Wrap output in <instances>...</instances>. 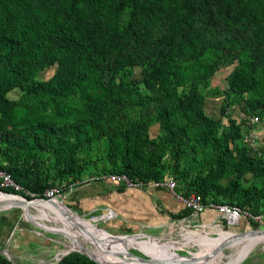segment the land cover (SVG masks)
Here are the masks:
<instances>
[{
  "label": "trees",
  "instance_id": "1",
  "mask_svg": "<svg viewBox=\"0 0 264 264\" xmlns=\"http://www.w3.org/2000/svg\"><path fill=\"white\" fill-rule=\"evenodd\" d=\"M231 64L227 91L246 95L244 112L261 118L264 0H0V141L7 155L0 168L24 187L9 155L21 148L74 182L78 155L96 143L110 174L141 182L168 174L181 195L259 213L246 206L254 192L240 179H264V154L233 148L238 124L228 120L219 129L220 119L203 111L205 96L222 93L209 89L210 78ZM133 67L141 68L143 92H126L119 78ZM15 88L20 97L9 99ZM149 104L151 118L142 112ZM150 123L157 124L155 137ZM51 185L36 177L29 191L41 197ZM226 227L243 232L256 224ZM0 264L11 263L0 254ZM56 264L97 263L73 253Z\"/></svg>",
  "mask_w": 264,
  "mask_h": 264
},
{
  "label": "rangeland",
  "instance_id": "2",
  "mask_svg": "<svg viewBox=\"0 0 264 264\" xmlns=\"http://www.w3.org/2000/svg\"><path fill=\"white\" fill-rule=\"evenodd\" d=\"M54 66L55 64L42 69L38 73V78H48L53 73ZM232 66V64L221 65L210 78L209 89L214 88L222 93L214 96H206L203 100V111L205 114L211 116L212 118L220 119L219 129H227L228 120H233L236 124H238V129L234 132V137L231 143V146L233 148H238L239 146L243 145L249 148L250 154H264V118L258 120L257 122L250 123L248 118L252 116V114L244 112L247 109L244 104V98L246 97V95L238 96L227 91L226 75L232 69ZM126 72V76H124L123 74H120L119 76V78L125 81V83L127 84V86L125 87V91L128 93H132L133 91L143 92L144 88L139 82V79L141 77V68L133 67L128 69ZM7 97L9 99L16 100L20 97V91L17 88L12 89L7 93ZM71 103H73V105L75 106L79 105L77 100L75 99H72ZM153 108V104H149L142 108V112L148 114L151 118L150 114L152 113ZM149 122H152V120L150 119ZM157 129V124L153 123L151 125L150 123L147 129L148 135L155 137L158 134ZM246 138H250V142H246ZM100 147L101 145L99 146L96 143L92 144L91 148L88 149L86 153L81 152L78 155L77 160L78 164H80L81 166V170L78 173V179L74 181L77 182L74 187L89 182H104V179L102 177L106 174H110L109 172L111 170V167L107 163L104 152L100 149ZM4 148L5 144L0 141V164L2 165L6 164L5 162L7 160V155L5 152H3ZM9 155L11 159L15 160L18 165L17 173L24 176V188L27 191L30 190L36 177L41 184L45 185L52 184L51 186H53L56 184H62L64 182L63 179L60 180L56 176L53 169L48 167V161L43 155L35 153L27 156V152H25L21 148L10 151ZM248 174V178L244 174L240 179V181L242 180V186H248L247 188L254 192V199L247 202L246 206L248 208L255 207L257 212H264V179L261 180L259 177H252L250 173ZM227 179H222L221 182L225 183ZM218 197L221 198V195H218ZM25 198H27L28 200H32L34 199V196H25ZM60 202L68 207L70 209V212L82 218L84 223H89L90 219L102 214H92V212H90L83 215L74 211L81 210L78 203L74 202L73 204L69 205L66 202V199ZM60 202L56 204V206H61ZM52 209L54 211L53 207ZM39 213L45 214V212L41 211L40 209H35L33 207L30 208L31 215L38 216ZM1 218L3 219V221L0 222L2 226L0 234L3 233L4 239L0 244V250L5 249L8 253V255L2 253L1 255L4 258H6V256H9V262L11 264H56V262L58 261V257L68 249L69 245H72V242L61 233L44 231L34 226L26 219L22 212V209L18 206L0 207V220ZM36 221L44 224L47 227L59 226L58 223L52 220L37 219ZM93 223L96 227L103 229L110 234L122 236L136 235L137 237L135 239L142 242L143 244L140 243L142 244V246L151 247V249H140L130 245L129 243L123 242H117L113 244L115 242V239L112 237H110L111 239L105 241L97 235H92L86 232H84L83 236H77L79 240L85 241L83 247L87 248L90 246V243L87 242L88 239L96 247H107V245L110 244L112 252L121 260H133L142 258L140 260L134 261L135 264H167L163 262L166 259H173L177 261L186 259L191 261L189 262V264H194L193 260H195L199 255V257L204 255V253H201L202 247H208L207 245L201 246V241H205L207 242V244H211L214 242L208 241L211 239L207 238L203 234L199 237L201 239L199 240V238H197V236L199 235L190 233L189 229H198L202 225H208L207 229L211 233L214 228L223 231H229L231 233L235 232L233 229L227 228L225 223L220 219L204 224L201 223L200 220H197V218L191 221L189 217H185L184 221L182 222L179 218L171 219L161 226L157 227L138 225L124 226L116 222L114 220V217H112L111 219H95ZM180 224L186 228H183L184 232L179 228ZM23 225L32 230L31 232L33 234L41 236L40 238L44 239L45 248H42V245L30 246L28 254L25 255V257H28L27 259H21L22 257L13 258L10 255L11 252L8 251V243L11 236L23 232L21 230H17ZM255 228L264 229V225L258 224V226L256 225ZM249 229L251 230L254 228ZM184 234L189 235H186V237L183 239ZM30 237H32V235ZM112 239H114V241L111 243ZM249 240L250 239L248 237H242L226 241L223 245L221 244V242H218L216 247L221 248V251L224 252L225 255H229V258H234L239 247H241L243 244H246ZM194 242L195 244H193ZM238 243L242 244L241 246L237 245L236 247L235 244ZM163 246L165 247L162 248ZM155 250H158L159 253L157 254ZM219 251L220 250H218L217 252ZM73 253L85 256L84 254H81L77 251H71L68 254ZM156 256H159V259H156ZM237 264H264V241L253 246Z\"/></svg>",
  "mask_w": 264,
  "mask_h": 264
},
{
  "label": "crops",
  "instance_id": "3",
  "mask_svg": "<svg viewBox=\"0 0 264 264\" xmlns=\"http://www.w3.org/2000/svg\"><path fill=\"white\" fill-rule=\"evenodd\" d=\"M245 175L247 178L249 177L248 173ZM56 202L60 201L56 200ZM66 202L69 205L74 202L78 203L81 210L74 211L83 215L90 212H92V214H103L107 211H111L114 215V220L124 226H161L167 221L175 219L176 216H182L186 210L182 204L173 198L170 192L162 188H120V186H116L108 181L89 182L78 185L74 187L69 196L66 197ZM31 207L32 206L29 208ZM172 213L174 214L173 216ZM216 217L217 214L214 211L205 209L197 216V220L205 224L215 221ZM1 221H3L2 218L0 222ZM207 226L208 225H202L198 229L189 230L190 233L199 236L204 233L209 236L233 235L229 231L216 228H214L211 233L208 231ZM1 228L2 226L0 224V233ZM179 228L182 229L181 231L183 232L184 229H186L181 224ZM17 230L23 232L17 233V235H13L10 238L8 251L11 252V257H22L21 259H27L28 257H25V255L28 254L30 246L42 245L41 247L45 248L44 239L40 238L41 236L33 234L31 232L32 230L27 226L23 225ZM31 235L33 238L30 237ZM186 235L189 234H184L183 239ZM3 236V233L0 234V244L4 239Z\"/></svg>",
  "mask_w": 264,
  "mask_h": 264
},
{
  "label": "bare ground",
  "instance_id": "4",
  "mask_svg": "<svg viewBox=\"0 0 264 264\" xmlns=\"http://www.w3.org/2000/svg\"><path fill=\"white\" fill-rule=\"evenodd\" d=\"M58 203L59 202H56V199L50 201L24 202L22 201V198L19 196L0 192V205L20 206L23 209V214L26 218L31 219L34 223L43 226L48 230H51L52 232L61 233L68 240H70L72 242V245L71 246L69 245L66 251L78 250L81 253L92 257L93 259H95L96 261L102 264H135L134 261L142 259V258H137L133 260H121L112 252L110 244L107 245V247H96L89 239L87 242L90 243L89 244L90 246L85 248L83 247L85 241L79 240L77 237L79 235L83 236L84 232L92 235H97L98 237H100L105 241L111 239L110 237H112L115 239V242L113 244L117 242L118 243L123 242V243H129L130 245L140 249L141 248H144L145 250L151 249V247L142 246L143 243L135 239L137 237L136 235H129V236L114 235L104 231L103 229L96 227L95 224L93 223V221L96 218L90 219L89 223H84L82 218L78 217L72 212L67 211L61 202H60L61 206H56V204ZM30 206H32L35 209L37 208L40 209L41 211H44L45 214L39 213L38 216L31 215L29 210ZM51 206L54 208L55 212L53 211ZM37 219L52 220L58 223L59 226L47 227L44 224L37 222L36 221ZM203 235L211 239L208 241H213L214 243L207 244V242L201 241V246L207 245L208 247L207 248L202 247L201 253H204V255L201 257H199L200 256L199 255L195 260H193L194 264H237L247 251H249L256 244L264 241V231L259 233H247L240 237H234V235L209 236L206 233H204ZM199 237L200 236H197V238ZM242 237H248L250 240L246 244H243L242 246H241L242 243L235 244L236 247L237 245H240L241 247H239L234 258H229V255H225L224 252L221 251V248L216 247L218 242H221V244L223 245L226 241H230ZM114 239L111 240V243L114 241ZM199 240L201 239L199 238ZM193 244H195V242ZM164 247L165 246H163L162 248ZM218 250L220 251L217 252ZM155 252L157 254L159 253L158 250H155ZM156 259H159V256H156ZM163 262L167 264H189V262L191 261L186 259L182 261L166 259Z\"/></svg>",
  "mask_w": 264,
  "mask_h": 264
},
{
  "label": "built area",
  "instance_id": "5",
  "mask_svg": "<svg viewBox=\"0 0 264 264\" xmlns=\"http://www.w3.org/2000/svg\"><path fill=\"white\" fill-rule=\"evenodd\" d=\"M264 118V114L260 118L258 115H253L248 118L250 123L257 122ZM249 137V136H248ZM246 142H250V138H246ZM104 181L115 184L116 186L124 188H162L173 196V198L182 204L188 210V214L180 217V221H184L185 217H189L191 221L195 220L197 216L205 209L212 210L217 214L216 220H222L226 225L234 226L241 220L248 223L264 225V212L253 213L247 208H240L233 204L217 203L211 200L203 201L201 196L195 192L187 195H181L175 191V180L169 175H163L160 180H150L141 182L136 179H131L124 173L106 174L102 177ZM77 182H63L44 189L42 196L35 197L32 193L27 191L18 182H16L10 174L4 169L0 168V188L9 189L14 193L12 195L21 198L25 196H34V199H50L62 201L72 192ZM174 214L172 213V216ZM104 219H111L114 215L111 211H107L99 215Z\"/></svg>",
  "mask_w": 264,
  "mask_h": 264
},
{
  "label": "water",
  "instance_id": "6",
  "mask_svg": "<svg viewBox=\"0 0 264 264\" xmlns=\"http://www.w3.org/2000/svg\"><path fill=\"white\" fill-rule=\"evenodd\" d=\"M0 192H2V191H0ZM2 193H5V192H2ZM7 194V193H6ZM22 201H24V202H30V201H50V199H32V200H28L27 198H25V197H23L22 198ZM62 203V202H61ZM63 206H64V208L67 210V211H69L70 212V209L68 208V207H66L64 204H62ZM11 206H17V205H11ZM0 207H10V206H7V205H0ZM18 207H20V206H18ZM21 208V207H20ZM22 209V208H21ZM22 212H23V209H22ZM96 219H101V217L100 216H97V217H95ZM29 222H31L34 226H36L37 228H39V229H41V230H44V231H50V230H48L47 228H45V227H43V226H40V225H38V224H36V223H34L31 219H28V218H26ZM264 231V229H258V228H254V229H251V230H247V231H243V232H234V233H232L233 235H234V237H240V236H242V235H244V234H247V233H259V232H263ZM71 251H75V250H71ZM71 251H65L63 254H61L59 257H58V260L61 258V257H63L64 255H66V254H68L69 252H71ZM77 252H80V251H78V250H76ZM248 252V251H247ZM247 252L243 255V257L247 254ZM5 254V255H8V253H7V251L5 250V249H1L0 250V254ZM81 253V252H80ZM81 254H83V253H81ZM85 255V254H84ZM88 259H90V260H92V261H94L95 263H97V264H102V263H100V262H98V261H96L95 259H93L92 257H90V256H88V255H85ZM242 257V258H243ZM6 258L8 259V260H10V257L9 256H6Z\"/></svg>",
  "mask_w": 264,
  "mask_h": 264
}]
</instances>
